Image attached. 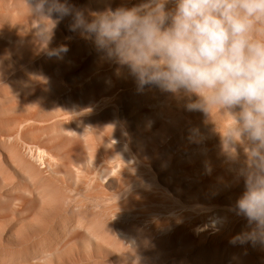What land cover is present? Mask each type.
I'll list each match as a JSON object with an SVG mask.
<instances>
[{
	"label": "rangeland",
	"instance_id": "374dc122",
	"mask_svg": "<svg viewBox=\"0 0 264 264\" xmlns=\"http://www.w3.org/2000/svg\"><path fill=\"white\" fill-rule=\"evenodd\" d=\"M68 3L96 12L148 0ZM37 19L28 0H0V264H264V243L233 242L250 229L235 211L245 190L239 173L247 156L245 145L233 154L223 141L231 121L218 112L210 117L189 111L187 98L158 87L138 89L127 67L107 60L92 40L71 30L70 16H53L54 24ZM39 23L51 29L46 40L38 35ZM61 46L67 51L51 54ZM88 83L119 86L124 106L119 114L114 102L108 107L133 148L104 140L91 149L90 133L98 127L89 122L75 121L70 130L54 127V120L15 128L12 117L58 84ZM82 97L83 91H75L62 106ZM151 101L165 109V117L147 115L140 104ZM44 111L52 114L55 106ZM195 141L198 146L185 150ZM46 203L50 212L39 224L35 219ZM110 208L117 214L105 216ZM198 220L203 223L197 229ZM180 224L193 231L194 240L172 239ZM35 226L40 233L25 243ZM80 237L98 244L122 238L125 248L113 245L103 253L91 244L66 257L45 252L38 258L49 244L61 251Z\"/></svg>",
	"mask_w": 264,
	"mask_h": 264
},
{
	"label": "clouds",
	"instance_id": "9594fccd",
	"mask_svg": "<svg viewBox=\"0 0 264 264\" xmlns=\"http://www.w3.org/2000/svg\"><path fill=\"white\" fill-rule=\"evenodd\" d=\"M30 6L37 20L54 24L53 16H70L71 30L127 67L138 89L158 87L187 98L189 111L231 121L223 141L233 154L245 145L247 156L235 211L250 229L233 242L264 243V0H148L96 12L68 0H30ZM37 29L48 39L46 23ZM66 51L61 46L51 54Z\"/></svg>",
	"mask_w": 264,
	"mask_h": 264
},
{
	"label": "bare ground",
	"instance_id": "6f19581e",
	"mask_svg": "<svg viewBox=\"0 0 264 264\" xmlns=\"http://www.w3.org/2000/svg\"><path fill=\"white\" fill-rule=\"evenodd\" d=\"M30 3V0H28ZM33 17L37 18L33 15ZM75 91H83L84 97H82L80 102H77L74 106H62V103L65 99L73 97ZM122 93L119 90V86H108L105 87L103 84L99 83H88V84H81V85H69V84H58L56 89L46 96H39L38 100L31 105V107L25 106V110H28L25 113H17L15 116L12 117V122L16 127H20L23 124L28 122L33 123H46L50 120H54L56 128H63L66 130L72 129L73 122H89L93 123L96 127V130L90 133V140L89 146L91 149H94L98 142H104V140H108L110 142L121 140L126 143L129 148H133L134 144L131 138L122 135L120 132L117 131L115 128V123L111 116V107H108L111 102H114L117 107V113L119 114L121 108L124 106L123 102L121 101ZM40 104V105H39ZM54 105L55 111L52 114H46L44 111L48 105ZM144 111L153 119H160L165 117V109L158 108L155 102H149L148 104L142 103L140 104ZM137 107L133 108L132 112L137 111ZM124 115V112H122ZM119 117V116H118ZM84 125V124H83ZM133 136L130 130L127 134ZM150 133V132H149ZM148 133V134H149ZM198 146V142L195 141L191 143L189 147H186L185 150L190 151L192 148ZM115 182L113 179L109 182L110 187H114ZM150 199V198H149ZM49 203H46L44 207L42 206L38 214L41 216L37 217L35 220L38 219L39 224L41 223L42 219L45 217L47 213L50 212L48 209ZM118 205H116L117 207ZM126 208V207H123ZM122 209V208H120ZM109 214H117L113 209H107L105 212V216ZM203 223L202 220L197 221V229L200 228ZM39 227H31L29 233L24 237L25 243L30 244V239L37 233H40ZM153 229H150L146 232V236H150ZM193 232L191 229L186 227L185 224H180L173 232L172 239L174 240H194L195 236L192 234ZM39 236V234H38ZM27 238V239H26ZM80 241L77 243L72 242L70 243L65 250L58 249L57 245L53 243L49 244V247L45 249L43 252L40 253L41 257L45 256L44 253H48L51 256L54 255H63L68 256L69 254H73L75 252L82 251L81 248L83 246H90L91 244L95 245L97 248L103 251V253H107L108 251H112L113 245L119 248L120 250L124 249L123 239L119 238L117 243H104L98 244L96 242L90 241L85 237H80ZM3 249L0 247V251ZM58 256V257H60Z\"/></svg>",
	"mask_w": 264,
	"mask_h": 264
}]
</instances>
